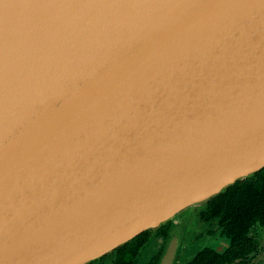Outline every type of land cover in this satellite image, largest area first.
<instances>
[{"label": "water", "instance_id": "1", "mask_svg": "<svg viewBox=\"0 0 264 264\" xmlns=\"http://www.w3.org/2000/svg\"><path fill=\"white\" fill-rule=\"evenodd\" d=\"M263 168L264 0H0V264H89Z\"/></svg>", "mask_w": 264, "mask_h": 264}, {"label": "flooded vegetation", "instance_id": "2", "mask_svg": "<svg viewBox=\"0 0 264 264\" xmlns=\"http://www.w3.org/2000/svg\"><path fill=\"white\" fill-rule=\"evenodd\" d=\"M238 182L235 197L219 194L197 210L172 264H264V168ZM172 229L169 221L146 230L89 264H161Z\"/></svg>", "mask_w": 264, "mask_h": 264}, {"label": "rangeland", "instance_id": "3", "mask_svg": "<svg viewBox=\"0 0 264 264\" xmlns=\"http://www.w3.org/2000/svg\"><path fill=\"white\" fill-rule=\"evenodd\" d=\"M194 215H184L173 222L174 233L180 238L186 235L187 231L190 230V222L192 221Z\"/></svg>", "mask_w": 264, "mask_h": 264}, {"label": "trees", "instance_id": "4", "mask_svg": "<svg viewBox=\"0 0 264 264\" xmlns=\"http://www.w3.org/2000/svg\"><path fill=\"white\" fill-rule=\"evenodd\" d=\"M244 183H237L236 185H232L230 186L229 188H227L225 191H223L220 196L218 197L219 199L220 198H226V197H229V196H232V197H235V195L238 193V191H236L237 189H239ZM240 195H238L237 197H239ZM212 199L205 205L203 206H208L210 203H211ZM201 206V207H203ZM200 208V207H199ZM198 208V209H199ZM197 209V210H198ZM197 212V211H196ZM196 214V213H195ZM165 224V223H164ZM163 225V224H162ZM125 245V244H124Z\"/></svg>", "mask_w": 264, "mask_h": 264}]
</instances>
